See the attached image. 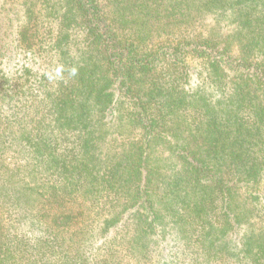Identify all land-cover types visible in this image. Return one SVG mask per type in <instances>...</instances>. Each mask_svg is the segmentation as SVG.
<instances>
[{"label": "trees", "instance_id": "obj_1", "mask_svg": "<svg viewBox=\"0 0 264 264\" xmlns=\"http://www.w3.org/2000/svg\"><path fill=\"white\" fill-rule=\"evenodd\" d=\"M263 189L264 0H0V264H264Z\"/></svg>", "mask_w": 264, "mask_h": 264}, {"label": "rangeland", "instance_id": "obj_2", "mask_svg": "<svg viewBox=\"0 0 264 264\" xmlns=\"http://www.w3.org/2000/svg\"><path fill=\"white\" fill-rule=\"evenodd\" d=\"M13 31H14V28H13ZM224 31H226V29H224ZM26 56V55H25ZM28 56H26V58H27ZM19 58H18V56L17 55H15L12 59H10L8 62H7V69H8V71L9 72H11L10 71V69L11 70H15L16 68H18V66H19V64H20V62H19V60H18ZM30 59V58H29ZM25 62H26V64H28L29 62H31V61H29L28 59H25ZM30 64V63H29ZM194 83L192 82V85H193ZM262 198H263V200H264V189L262 190Z\"/></svg>", "mask_w": 264, "mask_h": 264}, {"label": "clouds", "instance_id": "obj_3", "mask_svg": "<svg viewBox=\"0 0 264 264\" xmlns=\"http://www.w3.org/2000/svg\"><path fill=\"white\" fill-rule=\"evenodd\" d=\"M62 71H63L62 68L57 67V68H55L54 70L50 71V72L47 74V75H48V78H49L50 80H51V79L61 78ZM71 74H72V75H75V74H76V70L73 69Z\"/></svg>", "mask_w": 264, "mask_h": 264}]
</instances>
